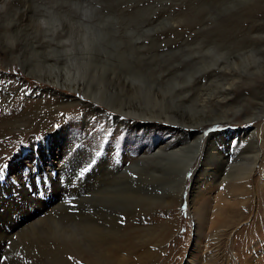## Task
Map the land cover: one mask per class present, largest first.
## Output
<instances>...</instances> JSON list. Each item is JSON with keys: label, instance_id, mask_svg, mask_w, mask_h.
Wrapping results in <instances>:
<instances>
[{"label": "rangeland", "instance_id": "rangeland-1", "mask_svg": "<svg viewBox=\"0 0 264 264\" xmlns=\"http://www.w3.org/2000/svg\"><path fill=\"white\" fill-rule=\"evenodd\" d=\"M12 1L7 0L6 5L0 7V114L8 116L19 113L23 101H33L47 86L45 82L34 78L32 72L38 67L41 68L40 61L45 52H56L48 44L57 49L62 46L65 48L70 41L72 43L74 34L79 31L88 32L91 42L87 51L95 52L96 58L101 59V62L91 63L89 68L92 72L101 73L107 68L119 69L128 73V76L136 74L134 78H137V81H133L136 84L142 85L144 82L149 85L151 82L155 89L164 91L173 90L175 83H185L188 77L194 75L202 65L196 61L198 57H203L209 62L212 56L220 52L223 57L220 61L223 63L228 57L251 58L260 51L264 35V0H26L29 2L27 7L16 4L17 0ZM42 19L48 24L42 25L43 28H48L51 22L58 26L54 31L55 36L53 35L55 40L50 41L48 35L51 33L40 29ZM91 81V84L95 85L99 79L94 78ZM182 86L176 87L178 94H182V89L186 88V85L181 88ZM188 88L193 92L197 87ZM244 93L248 94V90ZM76 96L85 100L83 94ZM49 97L50 95L46 96ZM143 104L145 105L142 101L141 105ZM259 104L262 106L260 102ZM262 107L264 108V103ZM157 110L167 111L168 108L162 105L157 107ZM61 111L64 113L66 108ZM62 112H59V115H62ZM256 112L257 110L252 111ZM67 119L68 115H64L63 122ZM148 122L150 121L134 125L117 121L106 126L102 125L105 122L92 115L88 120L76 121V125L67 124L60 130L55 124V132L28 130L19 126L20 128L13 129L14 132H0V167L9 166L10 163L21 169L29 167L33 164L36 150L40 151L41 164L45 166L49 159L56 160L58 150H61L59 145L62 148V142H65L73 131L79 134L80 142L71 150L75 151L80 147L85 149V152L76 155L79 160L74 161L75 166H67V169L58 173V188L51 181H35L36 186L43 184L35 197L46 201L48 198L45 196L49 193L51 197L55 191V194L64 195L63 202H58L59 205L63 203L61 207L52 208L48 213L57 216L58 223H62L61 216L70 217L72 222H81L83 226L88 225V228L89 224L91 226L92 223L95 225L103 222L106 228L101 229L103 235H92L90 243H87L88 236L81 237L85 245L78 251L88 256L92 264H99L97 255L101 249L100 245L97 247L94 244L100 241L106 242L107 249L110 245H122V250L115 255V264H244L242 260L245 257L250 264H264V161L254 166L247 186L250 193H235L236 195L229 196L230 199L228 197L229 201L235 202L229 212L233 221L228 217L226 225H220L216 216V197L224 193V182H219V178L227 174L228 164H231L235 157L239 160L237 157H240V152L249 154L250 148H242L244 146H240V142L237 144L244 128L240 121L234 126L213 125L208 127L209 130L206 129V137L209 133L212 136L213 130L216 129L221 131V134L226 129H231L232 132L229 131L230 134L225 135L228 145L226 156L224 152H220L223 149L221 143L216 144L219 154L227 157L229 163L222 172L217 169L209 170L207 181L211 186L207 189V195H210V198L207 200L208 212L203 225L198 226L194 214L192 215V208L188 205L187 192L191 188L195 166L189 167L185 172L184 183L182 165L185 159L180 157L183 152L170 154L163 161L167 162L166 167L163 164L158 166L159 160L132 166L126 175L121 177L124 181L116 182V176L114 181L118 184L112 181L101 192L99 199L92 202L83 201L80 204L75 201V191L78 187L67 185L69 173L72 179L81 183L86 181L87 184L95 181L90 175L95 174L96 179L97 175H100L103 177L100 182L102 187V184L106 185L104 181L114 179V174L119 171L113 169L112 162L121 161L118 164L123 165L126 156L137 155V158L143 150L154 149L161 142H164L168 150L170 147L172 149L185 144L188 138L191 140V133L175 132L166 127L148 125ZM183 129L193 131L194 128ZM99 131H102L101 135ZM33 140L36 143L32 147ZM260 150H264V144H261ZM65 151L62 150L63 153ZM70 153L72 152H67L66 156ZM200 154L197 157L198 163L203 161L206 151H200ZM99 162L108 164L109 167L106 170L98 168ZM176 162H180L178 166L175 165ZM85 168L88 169L87 172L83 171ZM120 172L122 175V171ZM234 173L235 170H231L227 176L232 177ZM96 187L98 184L94 185L95 189ZM259 187L263 192L258 195ZM92 190L94 189L91 187L86 192L82 191L80 196L90 198ZM180 194L181 201L178 204ZM14 197L20 201L21 196ZM41 218L46 217L42 215ZM68 224L69 222L64 220V225ZM135 225L138 227L137 233L130 231V227ZM38 226L40 227L32 233H24L23 237L21 235L19 238H13L11 242L7 241L10 245L1 255L0 264H61L58 260L66 259L76 260L74 264H87L80 260L81 256L76 251L61 254L58 252L56 256H43L42 253L41 255L36 252L31 246H40L47 241L39 232L44 226ZM48 227L49 224L45 229ZM110 249L111 247L108 250ZM51 260L54 263L50 262Z\"/></svg>", "mask_w": 264, "mask_h": 264}, {"label": "bare ground", "instance_id": "bare-ground-1", "mask_svg": "<svg viewBox=\"0 0 264 264\" xmlns=\"http://www.w3.org/2000/svg\"><path fill=\"white\" fill-rule=\"evenodd\" d=\"M6 1L7 0H0V5L3 7L6 5ZM28 3L29 2L26 0H17L16 4L27 7ZM43 20L44 19H42V21ZM44 24H47V22L40 21V29H45L46 32L51 33L48 35V38L50 37V41L55 40L54 31L58 28L56 23L51 22L48 28H43L42 25ZM83 31H79L74 34L75 36L72 39V43L70 41V44H68L65 48L62 46V48L57 49L56 47L51 46L52 44L47 43L48 46L52 47L51 49L56 50V52L54 54H50L49 52L46 54L45 52L42 56V61H40L41 68L38 69L39 67H36L37 69L32 72L34 78L45 82L47 86L44 87L42 94L37 95L33 101L28 103L23 101L21 104L22 108L19 113L13 114V116L0 114V132H14L13 129L19 126H24L28 130L52 132L55 124L58 125V129L60 130V128H65L67 124H74L76 121L88 120V118L90 119L92 115H96L100 121L105 122L102 125L106 126H109L112 122L117 121L124 124L134 125H142L147 121H150L147 123L148 125H156V127L161 126L162 128L166 127L175 132L181 131L183 133H191V140L188 138L185 141V144L176 148L171 149L168 144L170 149L166 150V145H164V142H161L154 149L147 148L146 150H143L141 155L137 158H135L137 155L126 156L125 163L123 165L118 164L121 161H117L115 163L112 162V165L114 166L113 169L119 171L114 174L115 176L111 175L112 177L114 176V179L109 178V180L104 181L106 182V185L102 184V187L100 182L103 177L97 175L96 179L94 178L95 174L90 175V177L95 181L87 184L86 181L81 183L72 179V175L69 173L67 185L78 187L77 191H75V194H77V199H75V201H77L78 204H80V202L83 203V201L92 202L93 200L95 201L100 198L101 192L107 185L111 184L112 181L114 183L121 181V177L126 175L125 173H127V170H129L132 166H139L140 163L146 164L150 161L159 160L158 166L159 164H163L164 167H166L167 162L163 161L170 156V154H177L179 152L181 154V152H183V156L180 155V157L185 159L182 165L184 183L186 182V178L184 176L185 172L189 167L195 166L194 169L196 172L193 169V181L191 182V188L189 187L190 189H188L187 195L189 201L188 205L192 208V215L194 214L193 217L196 218V223L200 226L203 225L206 220L208 212L207 200L210 198V195H207V193L209 194L207 189L211 186V184H208L207 175L210 172V169H217L218 172H222L224 167L227 166V163H229L228 158L221 156L219 153L221 152L223 154L224 152L226 156L228 145L225 135L230 134L229 131L232 132L231 129H226L225 132L221 134V131L219 132V130L216 129L213 130L212 136L211 133H209V136L206 137L204 136L206 129L209 130L208 127L213 125L221 126L230 124L234 126L236 122L240 121L244 124V128L241 132L242 137L239 139L240 141H238L237 144L241 143L240 146H244L242 148L247 147L250 148V150L248 155L240 152V157H237L239 160L235 157V159L231 162V164L233 163L234 165L228 164V170H225L227 174H224V176L219 178V182H224V193H222V195L220 193V195L216 197V200L218 201L216 206V216L218 222L220 221V225H226L229 212L235 204L232 200L229 201V196L234 195L235 193L239 195H248L247 192H249L248 190L250 189H247L249 188L247 186L251 173L254 170V166H256V164L258 165L259 162L261 163V161H264V150H260L261 144H264V108L262 107L264 103V35L262 36L260 51L252 55L251 58L241 57L240 59H235L228 57L225 58V62L223 63L220 61L223 58L221 56L222 53L219 54V52L218 54L215 53L216 55L210 58L212 60H209V63L205 58L198 57L196 61L199 62L198 64H202L200 65L201 68H199L198 71H195L196 73L194 75L188 77L185 83L174 82L175 84L173 85V90L164 91L160 88L155 89L151 82V86L150 84L148 85L144 82L142 85L136 84L133 82L136 74H130L128 76V73L119 69L107 68L101 73L92 72L91 68H89L91 63L93 61L101 62V59L99 60L96 58L95 52L87 51V49H89L88 47L90 45L89 42H91V38L87 35L88 32ZM42 40L44 41L45 38ZM49 40H47V42H50ZM39 43L41 42L39 41ZM42 47H44V45ZM104 58L105 57H103V59ZM30 62H32V60ZM30 62L29 65L31 64ZM94 78L99 79L95 85L91 84V80ZM207 79L209 80L206 81ZM182 85H186V88L182 89V94H178L176 92V87ZM183 86L181 88H183ZM190 86H195L197 88L193 92H190L188 88ZM166 87L168 86L166 85ZM246 90H248V94L244 93ZM10 94L12 93H9V95ZM76 94H83L85 100L79 96L77 97ZM47 95H50L52 99L50 97L46 98ZM141 100L145 103V105H141ZM259 102L262 106H260ZM69 105L74 107L70 108L68 107ZM162 105H166L168 110L158 111L157 107H161ZM64 108H66V111L63 113V110L61 111V109ZM253 110H257V112L252 113ZM59 112H62V115H59ZM64 115H68L66 122H63ZM116 125L115 127H117ZM183 127L194 129L193 131H189V129L186 130L183 129ZM103 130H105V128ZM101 132L99 131L100 135ZM56 133H58V130ZM71 134V136L66 138L67 140L65 142H62V148L59 145V149L61 150H58L56 160L49 159L45 166L41 164L42 159L40 158V151H37L35 147L34 151H36L33 156V164L29 165V167H23L21 169L16 167L14 164L10 165L11 163L9 166L0 167V169H2V171H0V257L4 251H7L13 238H19L21 235L23 237L24 233H32V231L40 227L38 225H43L44 228H42L39 232L47 238V241L46 243H42L40 246H31L36 252L39 254L42 253L43 256H53L58 252L61 254V252L76 251L81 256H77L80 257V260L82 259L87 264H92L91 260L88 259V256L82 255L81 252L78 251V249H82L81 246L85 245V242L81 237L88 236L89 240L87 243H90L92 235H103L104 232L101 229H106L105 226H103V222H101L102 224L96 222L97 224L95 225L92 223L91 226L89 224L88 228V225L83 226L81 222H72L70 217L64 218V216H61L60 220L62 223H58L59 218L57 216H51L48 213L52 208L61 207L63 203L59 205L58 202L61 200L63 202L64 195H62V193L55 194L56 191L53 190L55 192L53 193L51 191V193H53L52 197L50 196V193L45 196L48 198L46 201L42 198L37 199V197H35V195L39 193L38 189H40L43 184H38L39 186H36L35 182H33L34 175L35 177L38 176L43 178L42 180H37L36 183L51 181L53 185L58 188L59 185L57 178L60 171L67 169V166H75L74 161L79 160L76 155L85 152V149H80V147H77L75 151L71 150L76 143L80 142L79 134H75L74 131ZM34 143L36 142L33 140L31 143L32 147ZM220 143L223 146V149L219 152L216 144L220 145ZM62 150L66 151L63 153ZM204 150L206 151V155L203 161L198 163L197 157L200 154V151ZM69 151L72 153H70V155H68V153L67 157L66 153ZM199 156H201V154ZM63 159L65 160L63 161ZM62 162L63 164H61ZM178 163L175 165L178 166ZM171 165L174 166L173 164ZM47 167H49L48 170H44V168ZM97 167L104 168V170H106L109 165L99 162ZM231 170H235V173L232 177H228L227 175L231 172ZM120 171H122V175ZM197 171H199V173H197ZM213 175L215 176V174ZM115 179L116 182L114 181ZM95 184H98L96 189L94 188ZM91 187L94 190L91 191L92 195L90 198H83L81 197L82 195L80 196L82 191L86 192V190ZM257 190L258 195L263 192L260 187ZM16 195L21 196L20 201H17L14 197ZM180 201L181 194L177 200L178 204ZM44 212L47 214L45 215ZM42 215L46 218L42 219ZM64 215L67 214L64 213ZM229 218L233 221V218ZM64 220L69 222V224L64 225ZM48 224V229H45ZM137 230L138 227L136 225L130 227V231L132 232L137 233ZM110 232L111 231H109V233ZM133 234L134 233H132V235ZM113 235L114 234H112V236ZM77 236L80 237L77 238ZM123 240L125 241V239ZM7 241L10 242L8 243ZM105 243L106 242L102 243V241H100L94 244L97 247L100 245L99 248L101 249L97 255V262L99 264H115V255L118 251H121L123 247L119 243L114 246L110 245L111 249L108 250L110 247L107 249V247H105ZM245 249H247V246H245ZM105 250H108V252ZM72 254L69 253L70 256ZM58 261L62 262L61 264H74L77 262L76 260L70 259H66V261ZM242 261L244 264H250L247 257L243 258ZM50 262H52V260ZM33 264L39 263L36 262Z\"/></svg>", "mask_w": 264, "mask_h": 264}, {"label": "snow or ice", "instance_id": "snow-or-ice-1", "mask_svg": "<svg viewBox=\"0 0 264 264\" xmlns=\"http://www.w3.org/2000/svg\"><path fill=\"white\" fill-rule=\"evenodd\" d=\"M0 7H2V5H0ZM0 171H2V169H0ZM84 172H87L88 171V169L87 168H85L84 170H83ZM43 178L42 177H33V182H35V181H37V180H42Z\"/></svg>", "mask_w": 264, "mask_h": 264}]
</instances>
